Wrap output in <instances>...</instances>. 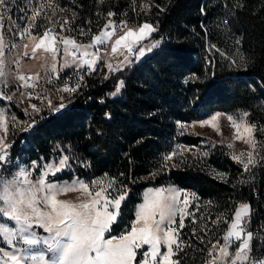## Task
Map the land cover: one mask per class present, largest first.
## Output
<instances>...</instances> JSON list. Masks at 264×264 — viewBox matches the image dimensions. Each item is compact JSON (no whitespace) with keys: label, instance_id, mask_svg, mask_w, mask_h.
Listing matches in <instances>:
<instances>
[{"label":"trees","instance_id":"obj_1","mask_svg":"<svg viewBox=\"0 0 264 264\" xmlns=\"http://www.w3.org/2000/svg\"><path fill=\"white\" fill-rule=\"evenodd\" d=\"M55 1L73 13L75 26L100 31L113 12L130 23L149 20L157 31L147 40L162 42L144 58L131 60L122 72L84 71V81L91 80L82 82L85 86L68 108L18 136L16 143L24 141L11 149L13 164L49 158L57 144L63 145L67 154L74 153L89 167L73 162L74 172L58 174L57 180L107 174L128 186L121 230L135 219L145 188L173 184L195 192L198 199L188 209L192 215L178 229L180 249L174 259L177 264H207L209 250L224 241L239 203L251 204L264 221V0ZM44 21L38 25L47 26ZM44 27L37 31L42 33ZM193 75L199 79H191ZM118 79L124 86L111 96ZM216 111L247 112L255 125L261 155L251 171L232 160L228 147L220 143L197 160H164L179 144L201 143V136L182 130L180 124ZM217 173L226 178L218 179ZM256 249L254 243L253 252Z\"/></svg>","mask_w":264,"mask_h":264},{"label":"snow or ice","instance_id":"obj_2","mask_svg":"<svg viewBox=\"0 0 264 264\" xmlns=\"http://www.w3.org/2000/svg\"><path fill=\"white\" fill-rule=\"evenodd\" d=\"M16 6V0H0V29L4 27L6 18L9 25L16 23L11 16L7 15L12 7ZM48 6L52 7L51 3ZM44 8L45 5L40 0H35L32 7L27 9L31 15L25 12V16L22 17V19H26V24L23 27L16 24V27L21 37L26 33L29 34L33 56L36 54V50L41 48L52 53V71L55 72V55L58 51L55 47L57 37L53 34L55 30L45 26L39 37L31 35L34 28L38 29L36 21L42 14L43 19H51V16L43 11ZM107 15L108 22L104 25V30L93 37V45H76L74 39L61 36L60 41L64 45L65 52L67 53L68 45L77 49H86L101 41L109 40L115 35V31L107 30L109 28L114 29L117 26L126 28V20H121L119 25H116L111 19L115 13L109 12ZM68 23L69 21L64 20L61 22L60 28L63 29ZM156 31L157 26L148 22L140 25L138 30L126 28L123 34L115 40L111 51L117 52V46L122 45L128 53H135L138 58L143 57L146 47L141 44V41ZM161 42V40L152 41L147 47V51L150 52L158 47ZM136 45L140 46L137 48ZM24 47L27 49L28 45ZM212 48L220 52L216 45H212ZM24 55L27 56L28 52L25 51ZM220 55L224 56L222 52ZM3 56L4 42L3 36L0 34V58ZM73 56H75V52H73ZM83 56L85 59L80 63L87 65L90 74L95 70L100 56L86 50L83 52ZM227 59L231 60L233 65L236 63L231 57H227ZM3 63V59H0V76L3 75ZM130 64L131 61L125 56L123 67L119 64L115 67L112 64H107L106 67L110 72H122ZM67 66L70 65L65 62V67ZM57 78H59V73H57ZM104 79H108V76L105 75ZM191 79L198 80L199 78L193 75ZM19 80L24 82L25 87L28 86L24 75H20ZM71 80L72 77L69 76L58 92L76 93L81 87L83 76H78L74 85L68 83ZM123 86L124 80L118 79L115 91L110 95H118ZM261 87L264 88V84ZM32 95L33 93H28L29 97ZM35 96L41 100L42 105L43 101L47 100V108L51 113H60L71 104V100L65 103L62 95L59 97L58 105L53 104L52 99L48 98L47 92L35 93ZM0 99L11 101L13 97L0 93ZM30 107L34 113L42 111V107L37 104H31ZM25 112L27 113V109ZM220 115L221 113L217 112L211 119H206L201 123L218 128L215 121ZM228 120L233 122V126L239 133V125L235 124L233 117L228 116ZM36 123L37 121L33 119L24 131L35 127ZM0 127H3L4 132L7 133L8 125L5 123L4 109L2 108H0ZM180 128L183 130L186 125L180 124ZM254 129L255 125L250 126L249 135ZM248 142L255 147L254 140ZM183 147V145H177L176 149ZM11 148L12 144L7 142L6 136L0 135V170H7L13 166V157L10 155ZM177 150L166 155L164 160L171 161L172 157L177 156ZM56 151H60L59 145H57ZM204 155L207 156L208 153ZM247 155L249 157L247 163L236 155H232L231 159L242 164L244 170L248 171L249 164L254 165L256 162L252 159L251 153H247ZM73 162L79 163L81 167H89L87 163H81L74 153L71 155L61 153L53 162H45L41 158L39 161L33 160L28 165H23L17 160L14 166L18 171L12 175L11 179L0 174V216L14 222V226L11 227L0 223V235H2L3 243L8 246L7 248L0 246V264H177V261H174L172 257L175 255V251L180 249V244L177 242L178 229L185 227L186 215H192L188 208L193 200L198 199L195 192L175 187L147 189L144 193V203L140 204L135 212V219L121 230L122 204L130 192L128 186L117 184L115 178L105 179L107 174L90 181L74 176L71 182H58V174L74 172ZM176 166L172 165V167ZM35 171H39V175L35 180H32L31 176ZM154 175L155 173L151 174L149 178H154ZM217 178L224 180L226 174L217 173ZM69 192L78 193L75 200L58 198L60 194ZM113 192L115 195L112 194ZM181 197L183 198L181 199ZM249 214L250 206L248 204L241 203L235 209L234 218L224 237L225 244L219 248L220 256L213 257L209 264H264V253L253 254V233L245 232L246 218ZM177 217L179 218L178 223ZM220 219L221 217L217 216V220ZM230 238H234V241ZM234 242H239V244L232 256L229 254L228 248ZM145 245L148 246L146 251L143 250ZM161 245L166 246V251H161ZM215 247V245L212 246L213 249ZM138 255L140 256L139 260L137 259ZM209 255H212L211 249Z\"/></svg>","mask_w":264,"mask_h":264},{"label":"rangeland","instance_id":"obj_3","mask_svg":"<svg viewBox=\"0 0 264 264\" xmlns=\"http://www.w3.org/2000/svg\"><path fill=\"white\" fill-rule=\"evenodd\" d=\"M40 2L45 5V8L43 11L47 13L48 15H50L51 19L50 20L43 19V14H42L41 17L37 19L36 24L38 25L40 24L41 20H45L44 24H46L47 27L54 29L55 31L53 34L57 36L58 30L60 27L59 26L57 28L59 22L62 19L63 21L67 20L70 22L71 20H73V16H71L73 15V13L69 11L68 9L61 8L55 0H40ZM33 3H35V0H23L21 2L16 0L17 6L12 7L11 11L7 13V15L11 16L12 20L15 21L16 23L13 25H9V22L6 18L4 21V27L0 29V34H2L3 42H4V56L0 58V59H3V62H4L3 69H2L3 75L0 76V93H3L4 96L12 95L13 97L11 101L0 99V108L4 109L5 123H7L8 125L7 133L4 132L3 127H0V135L6 136L7 142H8V139L10 138L11 129H13L14 126H18V127L21 126L23 122V117L33 112V110L30 107L32 102H38V99L36 98L35 95H32L31 100H30L26 92V87L24 85V82L19 80L20 75H24L27 72L33 74L34 76H40V77L47 76V75L57 76V73H59V75L61 74H65V75L78 74L79 75L80 73H83L86 70L84 68V65L80 63L83 59H85V57L83 56V52L86 50L91 53L93 51L94 46H97V48L94 47L95 52L100 50L101 53H104L102 55H106L109 53L107 55L106 65L112 64L114 67L118 64L123 65V63L125 62V56L128 57L129 61L133 59L138 60V59L144 58L146 55L150 54L155 49V48L152 49L150 52L147 51V47L150 46L151 42L156 41V40H147L149 38L148 37L145 40L141 41V44L146 47V52L143 57L138 58L137 54L128 53L127 49L124 48L122 45L117 46V52L113 53L111 51L115 40L119 37V35L123 34L126 28H134L138 30L139 26L145 22L152 24V22H150L149 20H145L141 23H130L127 21L126 28H121L119 26L115 27L114 29L109 28L107 29L108 31H115V35L112 36L109 40L101 41L95 44L94 46L88 47L86 49H83V48L77 49V48H73L72 45H68L67 53L65 52L63 43L60 41L61 36H58L55 47H57L58 49L59 45H62V46H61V49L58 50L55 55L56 71L53 72L52 71L53 59H52V56L50 55V51H45L43 48H41V49H37L36 54L31 58H27L24 55L25 51L32 52V43H31L29 34L26 33L23 37H21L18 34L16 24H19L20 27H23L26 24L27 22L26 19H22V17L25 16V12H27V9H30L32 7ZM49 3H51L52 7L48 6ZM57 5L58 7H56ZM149 11H150V8H148L146 12H149ZM27 14L31 15L30 12H27ZM111 19L116 23V25H119L121 21V19L119 20L115 15L111 17ZM107 22L108 20L106 21V23ZM41 27H44V25L39 26L38 29L34 28L31 32V35L39 37L43 32L41 33V32H38L37 30H39ZM102 30H104V27L100 30V32ZM100 32L97 35H99ZM61 35H64L63 37L74 39L76 45H93L94 43L93 38L86 40V38H78L76 36L71 35L70 27H64L63 29H61ZM85 40H86V43H85ZM25 45H28L27 49H25L24 47ZM135 47L138 48L139 45H136ZM107 51H110V52L105 53ZM73 52H75V56H73ZM65 62H67L68 65L70 66L65 67ZM106 70L109 71L108 68H106ZM62 87H59V89ZM67 94L68 93H61L62 96L63 95L66 96ZM25 109H27V113L25 112ZM217 112L221 113L217 121H215V123L218 125V128H213L211 125H204L201 123L202 121L206 119H211V117L215 115ZM245 114H247V112H244V111H234V112L216 111L201 119L182 123L186 125V128L184 130L190 133H193L195 135L201 136L202 140L200 144L193 145V146L179 144V145H183L184 147L181 149H178L177 156H174L172 158H174V160H177V161L178 160L181 161L182 158H191V159L197 160L200 157H205L204 155L205 153L209 154V150L214 146V144L220 143V144H225L228 147V150L231 156L232 155L239 156L245 163H247L249 159L247 153H251L252 159L255 160L258 155H261L258 152V149L260 146L257 144V140L255 136V129L251 132V135H249L248 129L250 128V126L254 124L250 122L248 118V114L247 115ZM228 116H232L235 124L239 125V128H240L239 133H237L236 128L233 126V122L228 120ZM249 140H254L255 147H253L252 143L248 142ZM57 145H59L60 151H56V148H57L56 146L53 149L49 158H45L43 156L41 157L43 158L45 162H53V160L55 158H58L61 155V153L67 154V151L63 145H60V144H57ZM11 152H10V155L12 156ZM41 158L36 159V161H39ZM19 162L23 165H28L30 161L23 163L20 160ZM14 165L15 163L13 164L12 167H9L8 170H4L5 174H3L2 170H0V174H2L6 178L11 179L12 175L18 171V169ZM252 165L253 164H249V167H251ZM37 175H39V171L33 172L31 179L35 180ZM98 177H101V176H98ZM107 178L108 177L106 176L105 179ZM72 179H61V180H58V182H61V183L71 182ZM160 187H164V188L175 187L181 190H186V189L180 188L177 185H173V184H170L167 186H159V187H147L143 190L142 200L136 205L134 211L136 212L138 206L144 203V193L147 189L149 188L155 189V188H160ZM189 192H192V191H189ZM112 194L115 195L114 192ZM77 195L78 193L76 192L62 193L60 194L58 198L75 200ZM182 198L183 197H181V199ZM190 200H191V197H190ZM241 203H239L238 206ZM186 218H187V215L185 219ZM0 223H4L6 224V226H9V227L14 226V222L8 221L7 218H4L2 216H0ZM249 227H250V214L246 218L245 232L250 231ZM227 231L228 229L226 230L223 236L224 241H222V243H219V244L215 243L214 245L216 247L214 249L211 248L212 255H210L207 264H209V262L213 259V257L220 256L219 248L225 244L224 237L227 235ZM178 238H179V230H178ZM230 240L234 241V238H230ZM177 242L179 243V241ZM253 245H254V242L252 240V246ZM0 246H4L6 248L8 247L3 243L2 235H0ZM181 246H185V243L181 242ZM237 246H238L237 242L230 244L228 248L230 255L234 256ZM147 249H148V246L145 245L143 250L146 251ZM161 251L162 252L166 251L165 245H161ZM253 254L256 255V251L253 252ZM174 256L172 257V259L175 261Z\"/></svg>","mask_w":264,"mask_h":264},{"label":"built area","instance_id":"obj_4","mask_svg":"<svg viewBox=\"0 0 264 264\" xmlns=\"http://www.w3.org/2000/svg\"><path fill=\"white\" fill-rule=\"evenodd\" d=\"M60 25L58 24L57 28ZM65 27H71V35L76 36L78 38H86V40L93 38V36H96L100 31L94 32L92 31L90 28L87 27H82V26H75L71 23L68 25H65ZM64 36L61 35V28L59 27L57 36ZM85 40V43H86ZM161 40V39H160ZM62 45H59L58 50L61 49ZM95 48H97V46H94ZM94 47H93V51L91 53H96L100 56V60H98V63L96 64L95 70L94 72H97L98 75L103 74L104 72H108L106 70V59H107V55L109 54L107 51L105 53H108L106 55H102L104 53H101V51H94ZM50 55L52 56V53L50 52ZM27 58H31L33 57L32 52H28V55L26 56ZM91 58V57H88ZM84 68L86 69V73H88V67L87 65H84ZM82 75L83 73H80L79 75H73V74H69V75H59V78H57V76H52V75H47V76H34L31 73H25L24 76L26 77L27 81H28V86L26 87V92L27 94L29 92L33 93V95H35V93H43V92H47L48 93V98L52 99L53 104L54 105H58L59 103V97L61 96V92H58L59 87L64 86V81H67V78L69 76L72 77L71 81H68V83L70 85H74L76 83V80L78 78V76ZM35 78V79H33ZM91 80V79H88ZM88 80L84 81V76H83V81L86 82ZM82 81V82H83ZM81 82V86H85L83 85ZM34 85V86H33ZM79 92V89L76 93H68L66 96L63 95L64 101L65 103H67L69 100H72L75 98V95ZM31 100V97H29ZM32 104H37L38 106L42 107V111L40 113H34L31 112L30 114H27L23 117V122L21 124V126H14L13 129H11V134H10V138L8 139V142L12 144V148H14V145H23V141L24 139H21V141L19 143L17 142L18 136L21 133H25L26 131H24L25 128H27L28 124L31 123V121L33 119H35L37 121L36 125H38V123H40L41 121H43L45 119V117L49 114H59V113H51L48 108H47V100L43 101V105L41 100L38 99V102H32ZM61 113V112H60ZM35 125V126H36ZM255 164L254 166H256L257 163V157L255 159ZM253 166V167H254ZM253 167H249V171H251V169ZM2 173H4V170H2ZM250 231L253 233V235L257 238L258 242L256 243V255H260L262 253H264V221L260 220L259 218V214H258V210H256L251 204H250Z\"/></svg>","mask_w":264,"mask_h":264},{"label":"bare ground","instance_id":"obj_5","mask_svg":"<svg viewBox=\"0 0 264 264\" xmlns=\"http://www.w3.org/2000/svg\"><path fill=\"white\" fill-rule=\"evenodd\" d=\"M33 128H34V127H32L30 130H27L25 133H28V132L32 131ZM11 153H12V152H11ZM246 172H247V171H246ZM249 230H250V227H249ZM253 242H254V243H257V242H258L257 238H256L254 235H253Z\"/></svg>","mask_w":264,"mask_h":264}]
</instances>
